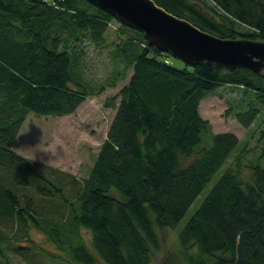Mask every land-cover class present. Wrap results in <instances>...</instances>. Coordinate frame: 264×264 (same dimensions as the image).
Segmentation results:
<instances>
[{
  "label": "trees",
  "instance_id": "16d2710c",
  "mask_svg": "<svg viewBox=\"0 0 264 264\" xmlns=\"http://www.w3.org/2000/svg\"><path fill=\"white\" fill-rule=\"evenodd\" d=\"M155 1L221 37L264 39V0ZM113 20L88 0H0V218L26 229L33 225L65 247L75 235L77 242L66 249L83 264H95L97 256L81 240L80 227L90 229L106 263L149 264L161 243L156 227L178 225L239 142L232 131L212 130L199 112L201 100L223 84L241 87L240 101L227 113L245 127L262 114L254 124L260 122L264 143V72L244 66L230 72L206 61L176 66L165 61L173 60L171 53L120 24L122 69L91 84L77 73L75 42L87 37L105 47ZM128 70L127 81L105 102L115 113L88 176L71 177L73 202L60 180L36 170L12 144L30 111L72 115L88 97L115 87ZM207 130L212 144L196 150ZM18 184L57 197L68 207V218L36 216L29 209L32 200L16 191ZM179 237L184 250L197 245L187 254L189 264H264V166L254 165L246 181L239 171L225 169ZM5 249L0 244V264H13Z\"/></svg>",
  "mask_w": 264,
  "mask_h": 264
},
{
  "label": "rangeland",
  "instance_id": "374dc122",
  "mask_svg": "<svg viewBox=\"0 0 264 264\" xmlns=\"http://www.w3.org/2000/svg\"><path fill=\"white\" fill-rule=\"evenodd\" d=\"M119 24L120 22L115 19L108 27L105 47L91 43L87 37L75 42V49L78 53L76 70L87 82L101 83L105 78L122 69L123 60L118 49L120 36L117 28ZM173 64L183 66L182 60L176 57H173ZM131 71L128 70L125 78L118 79L115 87H108L101 94L88 97L72 115L42 114L30 111L12 144V148L17 153L29 158L36 170L43 171L52 179L60 180L64 187L63 191L71 201L74 197L70 188L71 177L82 180L88 176L100 144L107 137L115 109L106 105L105 102L117 93L129 78ZM241 93V87L223 84L214 94L201 100L199 112L208 119L212 130L215 132L232 131L239 137V142L229 158L215 173L212 182L191 204L178 225L174 228L156 227L161 243L158 249H153L149 264H189L187 254L189 253L188 256L194 254L197 251V245L184 250L180 243L179 233L187 219L204 199L212 183L229 167L239 171L246 181L251 179L254 165L259 163L264 166V143L259 140L257 131L260 122L254 124L261 119L262 114L250 127H245L239 123L234 114L227 113L229 106L236 105L240 101ZM212 142L211 131H203L196 150L209 146ZM3 173L5 174L6 170ZM15 187L22 200H32L29 209L36 216L48 217L59 222L68 218V207L62 204L57 197H44L38 194L31 185L18 184ZM78 233L84 244L96 254L95 264H108L94 249L90 229L80 227ZM0 236L2 240L4 238L0 244L5 245V252L13 264H83L72 260L67 252V249L77 242L75 235L68 237L65 247L50 237L47 232L33 225L26 229L13 218L1 217ZM15 245L22 247L20 251L30 250V255H22Z\"/></svg>",
  "mask_w": 264,
  "mask_h": 264
},
{
  "label": "water",
  "instance_id": "95a60500",
  "mask_svg": "<svg viewBox=\"0 0 264 264\" xmlns=\"http://www.w3.org/2000/svg\"><path fill=\"white\" fill-rule=\"evenodd\" d=\"M140 30L148 44L190 65L215 63L230 72L244 66L264 72V39L221 37L180 17L155 0H88Z\"/></svg>",
  "mask_w": 264,
  "mask_h": 264
},
{
  "label": "built area",
  "instance_id": "2783aa9c",
  "mask_svg": "<svg viewBox=\"0 0 264 264\" xmlns=\"http://www.w3.org/2000/svg\"><path fill=\"white\" fill-rule=\"evenodd\" d=\"M165 61H166L167 63L171 62V60H170L169 58H167Z\"/></svg>",
  "mask_w": 264,
  "mask_h": 264
}]
</instances>
